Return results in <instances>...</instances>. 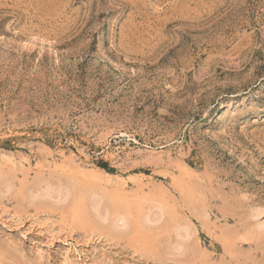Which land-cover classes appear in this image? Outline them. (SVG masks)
Here are the masks:
<instances>
[{
    "label": "rangeland",
    "instance_id": "1",
    "mask_svg": "<svg viewBox=\"0 0 264 264\" xmlns=\"http://www.w3.org/2000/svg\"><path fill=\"white\" fill-rule=\"evenodd\" d=\"M0 264H264V0H0Z\"/></svg>",
    "mask_w": 264,
    "mask_h": 264
},
{
    "label": "bare ground",
    "instance_id": "2",
    "mask_svg": "<svg viewBox=\"0 0 264 264\" xmlns=\"http://www.w3.org/2000/svg\"><path fill=\"white\" fill-rule=\"evenodd\" d=\"M67 188V187H66ZM69 188L68 189H64V190H62V189H60V188H58L57 190H56V192L54 193V191H52L50 188H49V186H46V188L44 189V190H40V195L41 196H43V197H47L48 199H53V196H56V197H58V200H62V199H65L66 200V198H67V196H69L68 195V193H69ZM39 195V194H38ZM55 197V198H56ZM57 199V198H56ZM50 201V200H49ZM55 201V200H54ZM56 202V201H55ZM98 205H99V203H98V201H96L95 202V205H94V208L95 209H98ZM93 206V205H92ZM129 214V213H128ZM159 215H160V213H156V214H154V215H150V214H147V216H146V219H147V221H155V220H157L158 218H159ZM120 217V216H119ZM104 219H106V216L104 215L103 216V220ZM117 219V218H116ZM118 219H121L122 220V223L123 224H125V220H124V218L123 217H121V218H118ZM114 220V219H113ZM123 221H125V222H123ZM114 222H116V221H114ZM121 226V225H120ZM186 233H187V231H186ZM178 247L180 248L181 247V243H178ZM67 249V248H66Z\"/></svg>",
    "mask_w": 264,
    "mask_h": 264
}]
</instances>
